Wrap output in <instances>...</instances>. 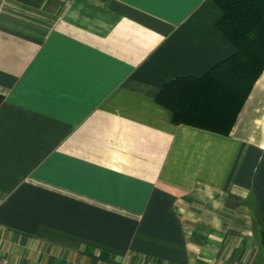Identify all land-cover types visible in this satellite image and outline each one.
<instances>
[{"label":"crops","instance_id":"crops-1","mask_svg":"<svg viewBox=\"0 0 264 264\" xmlns=\"http://www.w3.org/2000/svg\"><path fill=\"white\" fill-rule=\"evenodd\" d=\"M213 0H0V255L261 264L264 68L228 133L154 95L235 51Z\"/></svg>","mask_w":264,"mask_h":264},{"label":"trees","instance_id":"trees-1","mask_svg":"<svg viewBox=\"0 0 264 264\" xmlns=\"http://www.w3.org/2000/svg\"><path fill=\"white\" fill-rule=\"evenodd\" d=\"M213 1L221 11L215 25L235 51L201 75L166 80L154 98L171 111L174 123L228 133L264 68V0ZM260 239L264 248V233Z\"/></svg>","mask_w":264,"mask_h":264},{"label":"built area","instance_id":"built-area-1","mask_svg":"<svg viewBox=\"0 0 264 264\" xmlns=\"http://www.w3.org/2000/svg\"><path fill=\"white\" fill-rule=\"evenodd\" d=\"M0 264H20V263L0 255Z\"/></svg>","mask_w":264,"mask_h":264}]
</instances>
